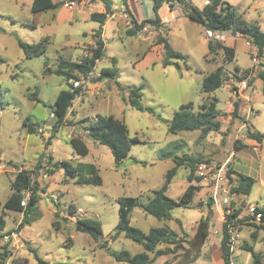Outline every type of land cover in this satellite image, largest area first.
I'll return each instance as SVG.
<instances>
[{
    "label": "rangeland",
    "instance_id": "rangeland-1",
    "mask_svg": "<svg viewBox=\"0 0 264 264\" xmlns=\"http://www.w3.org/2000/svg\"><path fill=\"white\" fill-rule=\"evenodd\" d=\"M185 1L197 9L204 6V0ZM31 2L0 0V216L5 220L0 236L15 231L24 212L4 208L12 193L10 181L13 174L8 172V162L14 165V175L20 167L34 170L31 177L33 184H38L37 177L40 175L42 188L56 197L53 200L49 197L50 193L48 197L39 195L40 200L29 208L26 213L28 224L17 233L18 243L10 253L9 264H22L24 260L27 264H38L35 254L46 264H126L116 261L106 249L100 247L108 241L107 246L112 252L124 250L130 255L143 252L140 245L125 239L123 234L114 241L110 236L118 221L119 198H138L143 205L152 197V191L161 188L166 172L173 167L171 159L160 157L161 152H173L179 157L202 151L204 155L212 154L215 160H223L233 151L236 134L233 125H226L221 120L219 131L200 138L199 131L168 133L167 121L181 105L192 103V112L196 113L201 105L211 102L212 98L201 91V86L203 78L218 67H222L223 74L228 78L237 67L246 69L250 66L245 42L235 40L234 60L230 63L224 62L223 53L219 55V52L209 54L205 59L207 47L203 42L204 30L189 18L184 2L179 1L175 3L174 13L166 4L159 8V17L164 21L169 20V24L168 29L160 26L162 33L158 35L151 34L149 27L145 26L147 32L141 33L139 30L134 36L128 37L126 31L132 29V25H125L126 18L120 19L119 30L109 21L103 31V56L91 69L89 82L79 87L72 108L52 138L55 121L49 118L51 106L59 91L68 88L67 84L71 83L62 76L44 73L45 65L53 72L59 68L61 61L80 64L84 57H90L97 40L90 33L100 26L91 21L88 14L101 9L90 10L84 6L81 10L77 7L71 11L74 17L71 21L66 16L63 18V14L62 19L57 20L61 7L54 11L32 13ZM138 3H141L139 8L143 17L147 21L153 20L152 1L141 0ZM139 5H134L138 17ZM121 6L122 0H110L112 11L118 12ZM123 13L129 19L124 8ZM171 14H175L176 18ZM254 14L261 15L263 21L260 25L264 27V10L255 11ZM45 38L44 54L26 58L19 43L33 45ZM161 38H166L171 48L185 57L175 61L179 69L175 65H162L164 53L158 52ZM112 59L116 61V81L121 83V89L116 87L114 80L101 75L102 70L111 67ZM260 68L264 70V57L261 58ZM73 75L76 79L72 80L83 78L76 72ZM140 85V103L143 107L151 108L154 114L136 110L128 103L126 87ZM211 94L218 99L217 110L225 112L230 94L226 85ZM109 115L123 121L129 138L136 137L139 143L131 144L128 156L117 166L110 149L89 137H83L88 154L84 157L76 155L68 140L73 136H82L83 128L97 116ZM252 116L255 117V123L264 129L261 110L257 108ZM25 120L36 125V129L43 125L42 132L29 133L23 126ZM246 122L251 123L249 120ZM243 152L253 155L250 147L243 149ZM49 158L52 159L49 161ZM241 158L238 157L237 161L240 162ZM259 159V180H264V158L261 152ZM39 160L41 165L35 169ZM60 161L72 165H94L101 184H75L58 168H54L50 174L52 164ZM232 162H236L235 157ZM189 176L190 169L187 166L179 168L165 195L177 199L187 188ZM259 180L254 182L249 195L244 197V203L264 208V187ZM205 195L206 190L200 189L189 206L174 208L169 220L147 215L140 206L130 212L131 227L143 233L152 228L168 227L181 240L176 247L165 244L157 246V249L172 248V253L157 257L149 264H223L220 251L221 223L218 222L217 211L205 205ZM70 205L75 208L72 213H69ZM77 209L81 212L78 213ZM85 218L101 223L100 237L93 239L89 234L77 230V220ZM214 222L215 226L212 227ZM258 225L245 224L239 229L231 251L235 264L253 263L251 253L242 249L244 244L251 247L264 264V230L257 229ZM203 231L206 236L202 235ZM149 257L152 259L153 254H149Z\"/></svg>",
    "mask_w": 264,
    "mask_h": 264
},
{
    "label": "trees",
    "instance_id": "trees-1",
    "mask_svg": "<svg viewBox=\"0 0 264 264\" xmlns=\"http://www.w3.org/2000/svg\"><path fill=\"white\" fill-rule=\"evenodd\" d=\"M76 1L81 0H66ZM101 1L105 8L103 13L93 12L89 14V19L99 24V29L94 31L93 36L97 38L95 41V48L91 52L90 57H84L80 64L69 63L61 61L59 68L51 72V70L45 65L44 73H53L57 76H62L65 80L70 81L76 79L73 75L74 72L85 76L93 68L95 61L99 60L103 56V41L100 39L102 26L104 25L107 16L111 14L110 0H91ZM152 11L154 13V19L147 21L137 22L131 15L127 0H122V6L126 14L129 15L132 29L126 31L128 37L134 36L136 31H139L145 26H152L158 28L160 26V17L158 10L162 4H166L170 11L173 10L176 2H184V8L189 14V18L202 25L205 29H211L219 32H239L242 36L246 37L248 41L257 46L259 57L261 58L264 50V32H262L259 26L253 22H245L240 20L233 12L232 7L223 0H211L209 6H204L202 9H197L189 4L185 0H151ZM64 1L54 3L52 0H32L30 10L32 13L52 11L63 6ZM46 38L33 45H24L19 43L20 48L23 50L26 58L39 57L44 54L43 43H46ZM161 44L164 51L163 66L175 65L179 69L177 60H183L185 57L180 53L174 51L168 44L166 38H161L158 42ZM216 49H219L223 53L224 62L230 63L234 59V50L232 48L223 46L222 44L211 42L208 43L209 53H214ZM116 61L112 59V65L110 68L102 70L101 75L106 76L114 80L116 87L121 89V83L116 81L117 68L115 67ZM186 69H189L186 66ZM234 78L240 80V77L234 73ZM258 78L261 80V91L264 97V71L258 72ZM227 81V78L223 74L222 67H218L214 72L208 74L203 78L201 91L205 94H211L215 90L221 88V86ZM249 85V83H248ZM68 88H65L57 94L53 105L51 106V112L54 116V126L52 129V138L54 133L57 132L59 126L64 122L69 109L72 107V101L77 97L80 88L72 89V85L67 84ZM127 100L131 107L139 111H147L154 114V111L149 107H143L140 103L142 97L141 85L139 87H126ZM39 102V100L36 99ZM215 100L212 99L209 104H203L199 107L196 113L192 112V103L181 105L178 111H175L170 120L167 121V131L171 134H178L180 132H192L199 131L200 136L203 138L210 132H216L219 129V123L216 121L218 117V111L215 108ZM233 116L236 117V109L233 111ZM159 117V116H158ZM23 126L26 127L29 133L36 131V125H31L25 120ZM83 131L87 133L91 138L99 145L108 147L112 153L114 163L117 166L125 159L131 149V144L139 143L136 137L129 138L128 130L125 123L116 119L112 115L109 116H97L94 120L83 128ZM248 139L255 141L259 146H262V140L264 135L258 132H251L250 129L246 131ZM50 139V138H49ZM235 142V148L239 149ZM47 145L49 142L46 143ZM68 144L71 146L74 153L78 156L84 157L88 154V148L84 143L81 136H73L68 140ZM160 157L163 159H171L174 167L168 170L165 174L163 184L160 189L152 191V197L148 199L147 203L140 204L138 198L123 197L119 198L118 203V221L110 236L112 241L116 240L120 234H123L125 239H129L132 242L140 245L143 248V252L135 255H130L127 251L112 252L109 251L107 246L108 241H105L100 248L106 249L109 256L116 261L124 262L126 264H149L157 257H161L172 253V248L157 249V246L165 244L170 247H176L181 241L178 235L170 230L168 227L152 228L147 233H143L139 229L131 227L129 224V214L137 206H140L143 212L147 215L155 217L160 220H169L171 218V211L177 207H187L191 204L193 197L201 189L199 186L192 184V170L195 163L206 161L210 159L193 157L189 154H183L181 156H175L173 152H161ZM51 158H49V161ZM136 162V161H135ZM41 165L39 160L36 164L38 169ZM182 166H187L190 169V176L188 177L189 185L185 191L177 198L171 199L165 195L168 185L170 184L176 170ZM229 173L232 174L231 182L233 183V191L237 193L240 201H244V196L249 195L250 190L254 184V180L248 176L238 174L232 171L231 163L228 165ZM54 168L62 169L66 175L74 181L75 184H92L99 186L101 179L98 176V170L92 164H75L70 162L60 161L52 164V168L49 173H53ZM34 170H21L17 172L14 179L10 182L11 195L7 202L4 204V208L11 211L22 212V218L15 230L18 233L25 224H28L27 212L29 208L36 204L40 200L39 192H43V188H40L38 184H33L32 175ZM25 190H30L31 195L28 201V205L25 210L20 207V200L22 193ZM69 213H72L75 208L70 205ZM261 218V224L256 226L257 229L264 230V209ZM55 227V223H53ZM5 227V220L3 216H0V231ZM56 228V227H55ZM77 230L89 234L93 239L101 236V223L97 220L90 218L77 220ZM226 227L223 225L222 237L220 239L221 258L223 264H228V258L231 255L230 249L227 247L228 237L226 235ZM203 236H206V232H202ZM242 249L251 253L253 258L252 264H262L258 254L253 249L245 244L242 245ZM153 254V258L149 257V254ZM35 259L38 264H46L35 254ZM15 264V262H13ZM22 264H27L24 260Z\"/></svg>",
    "mask_w": 264,
    "mask_h": 264
},
{
    "label": "crops",
    "instance_id": "crops-1",
    "mask_svg": "<svg viewBox=\"0 0 264 264\" xmlns=\"http://www.w3.org/2000/svg\"><path fill=\"white\" fill-rule=\"evenodd\" d=\"M138 1H141V0H127V6H128V9H129L131 15L134 17V19L137 22L148 20L145 17H143V12L139 8L141 6L139 4H141V3H138ZM223 1L226 2L227 4H229L232 7V10H233L234 14L240 20H243L245 22L256 23L259 26L260 30L262 32H264V29H263L264 27H262L260 25L261 22L263 21L261 15L260 14H254L255 11L264 10V0H223ZM136 4L139 5L138 6V10L140 11V13H139L140 17H138L137 14L135 13L134 5H136ZM203 5H204V2H203ZM62 7L60 9L61 14L59 13L60 17L57 16L56 19L57 20L58 19L61 20L62 19L61 16L63 14L64 15L63 18L66 16L67 20L71 21L74 18L73 17V13L71 11L67 10L66 8H65L66 10H63L64 7L63 8ZM122 9H123V6L120 7V10L118 12L111 10V14L110 15H112V17L110 18V16L108 15L104 25L102 26V31H101V34H100V38L103 41L104 46H105V40L103 38V36H104L103 31H104V28L108 24L109 21H112L114 23L116 29H118V30H119L118 27H119L120 19L123 18V17H124V19L126 18V21L124 20L125 21L124 22L125 25H127V26L132 25L130 23V20L127 18V16L124 13L122 14ZM52 11H54V10H52ZM174 11H175V6H174V8H173L171 13H174ZM96 12L97 13H103L104 9L102 8L101 10L96 11ZM252 12H253V14H252ZM152 13H153V11H152ZM89 14H88V17H89ZM115 15H116V17H115ZM153 15H154V13H153ZM171 15H172V17L173 16L175 17V14H171ZM175 18H171L170 20H173ZM166 21H168V22H166ZM166 21H164V20H162L160 18V26L167 27V29H168V25L167 24H169V20H166ZM160 26L158 28L152 27V26H148L149 27V32L151 34L153 33V35H158L159 33L161 34L162 30H161ZM200 26L202 27V29H204L202 25H200ZM145 28H147V27H145ZM93 33H94V31L91 32L90 35L92 36ZM236 39L243 40L245 42L246 51H248L247 46H246V40L244 38H235L233 36H229L224 42L219 43V44H222L223 46L232 48L235 51V44H236L235 40ZM91 42H92V40H91ZM203 42L205 43V45L207 47V52L205 53V59H206L207 55L210 54L209 51H208V43L209 42L205 38L203 39ZM158 49H159L158 52H160L161 54L164 53L163 47H162L161 44H158ZM103 50H104V48H103ZM217 52H219V55H220V53H222L221 50L216 49L214 51V53H211V54H216ZM163 56H164V54H163ZM263 57H264V50H263V55H262L261 58H263ZM261 58L259 60V64L250 72V77H249V82H248L249 83V85H248L249 87L244 92L245 94H243L242 96H239L238 94H233L232 89L227 86V81H229L230 79H235L234 76L231 75L230 77L227 78V81L223 85H226V87L229 90L230 94H229V102L227 104L228 107H227L225 112L221 111V110H217L216 106H217L218 99L215 97V95L209 94V97L216 101L215 102V104H216L215 108H216V111H218V117L216 118V121L219 123V129H220V126H221L220 122L222 120L226 125H229V126L233 125V129L236 131V134L234 136V142H233V151L227 157H225L223 160H215L213 158L212 154L204 155L202 151H200V153H202V154H200V153H195V154L194 153H188L189 155H191L193 157H198V158L211 157L213 160H215L217 162H225V161L230 160L229 162L231 163V167H232V171L233 172H236V173L241 174V175L248 176V177L252 178L254 180V182L257 179L259 180V178H260V173L261 172H260L259 154L261 152L262 153V157L264 158V148L262 146H259L255 141L248 139L247 136H246V131L248 129H250L251 132H258V133L264 135V131H263L264 129H261L257 125V123H255L256 122L255 121V117L252 116L253 113L257 112V108H259L261 110V115L264 116V97H263L262 91H261L262 83H261V80L257 76L258 72L264 71L263 69L260 68V66H261ZM250 67H251V64L246 69H240L239 67H237L236 71L234 73H236L239 77H242L244 74L249 73ZM257 87H258V90H257ZM247 92H250V94H247ZM235 109H236V117L233 116V111ZM248 120L251 123L246 122ZM236 123H238V125H236ZM219 129H218V131H219ZM78 134H80V132H78ZM81 137L83 139V137H88V135H87L86 132H84ZM199 137L202 138L200 135H199ZM236 141L238 142L237 146H239L241 148L240 150L235 148L234 144H235ZM203 146H205V145H203ZM246 147H250L251 148V151L253 152V155H248L247 153L243 152V149H245ZM198 154H200V155H198ZM239 155L242 156L240 162L237 161L238 160L237 158L240 157ZM231 156H232V159L235 157L236 162H232ZM7 164L10 165V170L8 172L10 174H13V177L11 179V181H12L14 179V176H15L14 175L15 168H14V165L11 162H8ZM173 167H174V164H173ZM21 170H26V169L20 167V168L17 169V172H19ZM28 171H29V169H28ZM39 172H41V171H39ZM39 174H41V173H39ZM42 176L44 177L45 175L42 174ZM39 180H40V175H38V177H37V183L39 184V187L42 188V186L39 183ZM192 180H193L192 184L198 186L196 184V182L194 181L193 177H192ZM187 181H188V179H187ZM259 181H260L261 185L264 187V180L261 179ZM188 185H189V182H188ZM49 193L51 194L49 197L51 199L55 200L56 196L53 195L52 192H48V191L44 190L43 192H40L39 195L46 197L47 194H49ZM244 197H246V196H244ZM77 210H80V209H77ZM214 226H215V222L212 224V227H214ZM19 232H18V234H19ZM220 251H221V249H220Z\"/></svg>",
    "mask_w": 264,
    "mask_h": 264
},
{
    "label": "built area",
    "instance_id": "built-area-1",
    "mask_svg": "<svg viewBox=\"0 0 264 264\" xmlns=\"http://www.w3.org/2000/svg\"><path fill=\"white\" fill-rule=\"evenodd\" d=\"M210 4L211 0H204L205 6H209ZM84 6H87L90 10L92 8H105L101 1L81 0L79 2L66 1L63 3V7L69 11H72L77 7L81 9ZM109 16L110 18L112 17V15ZM203 30L204 38L213 44L222 43L229 36H233L235 38H244L246 40L248 56L251 63L249 73L240 77V80L230 79L227 81V86L232 89L233 94L242 96L249 87L248 82L250 72L259 64L260 57L257 46L248 41V39L242 36L239 32H219L205 28ZM147 31L148 28H143L140 30L141 33H145ZM97 61L98 60L95 62ZM90 78L91 72L83 76L81 80H70L69 82L72 85V89H77L81 87L82 84H87ZM49 118H54L52 113H50ZM42 129L43 125L37 128L36 131L41 133ZM229 161L230 160L225 162H217L213 159H210L195 163L192 170V177L201 189L206 190V195L204 196L205 205L210 206L217 211L218 222L221 223V229H223V225L226 227L225 233L228 237V242L226 245L230 251H232L234 242L236 238H238L239 229L241 227H243L245 224H261L263 208L256 204H245L244 201L239 200L237 193L233 191L234 185L230 179L233 176L229 173ZM30 195V190L23 191L22 198L20 200V207L22 210H25L27 207ZM77 212L80 213L81 211L77 210ZM0 242V264H9V256H11L10 253L18 243L16 231H11L1 235ZM228 264H235L234 259L232 258V252L228 258Z\"/></svg>",
    "mask_w": 264,
    "mask_h": 264
},
{
    "label": "water",
    "instance_id": "water-1",
    "mask_svg": "<svg viewBox=\"0 0 264 264\" xmlns=\"http://www.w3.org/2000/svg\"><path fill=\"white\" fill-rule=\"evenodd\" d=\"M248 129V128H247ZM262 147L264 148V138H263V140H262Z\"/></svg>",
    "mask_w": 264,
    "mask_h": 264
}]
</instances>
